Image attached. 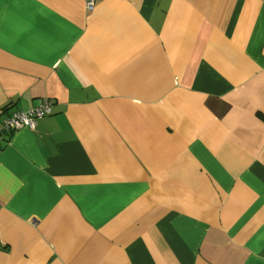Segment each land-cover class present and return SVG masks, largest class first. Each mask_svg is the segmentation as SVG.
Returning a JSON list of instances; mask_svg holds the SVG:
<instances>
[{"label": "crops", "instance_id": "0c3cea01", "mask_svg": "<svg viewBox=\"0 0 264 264\" xmlns=\"http://www.w3.org/2000/svg\"><path fill=\"white\" fill-rule=\"evenodd\" d=\"M0 264H264V0H0Z\"/></svg>", "mask_w": 264, "mask_h": 264}, {"label": "built area", "instance_id": "2783aa9c", "mask_svg": "<svg viewBox=\"0 0 264 264\" xmlns=\"http://www.w3.org/2000/svg\"><path fill=\"white\" fill-rule=\"evenodd\" d=\"M86 10H91L95 0H83ZM52 102L47 99H40L36 105L28 111H14L0 120V144L5 134L16 132L22 128L33 130L37 122L51 114Z\"/></svg>", "mask_w": 264, "mask_h": 264}]
</instances>
